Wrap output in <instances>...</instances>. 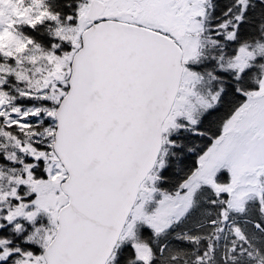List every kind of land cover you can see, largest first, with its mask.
<instances>
[{"label": "snow or ice", "instance_id": "6c2138e0", "mask_svg": "<svg viewBox=\"0 0 264 264\" xmlns=\"http://www.w3.org/2000/svg\"><path fill=\"white\" fill-rule=\"evenodd\" d=\"M0 264H264V0H0Z\"/></svg>", "mask_w": 264, "mask_h": 264}]
</instances>
